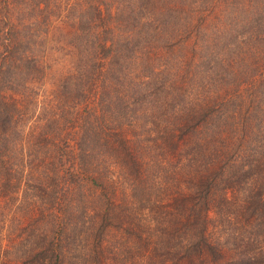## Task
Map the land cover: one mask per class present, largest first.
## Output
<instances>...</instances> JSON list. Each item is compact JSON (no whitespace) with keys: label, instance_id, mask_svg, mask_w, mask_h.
Here are the masks:
<instances>
[{"label":"trees","instance_id":"obj_1","mask_svg":"<svg viewBox=\"0 0 264 264\" xmlns=\"http://www.w3.org/2000/svg\"><path fill=\"white\" fill-rule=\"evenodd\" d=\"M51 1L0 0L5 259L264 264V0H85L40 101Z\"/></svg>","mask_w":264,"mask_h":264},{"label":"rangeland","instance_id":"obj_2","mask_svg":"<svg viewBox=\"0 0 264 264\" xmlns=\"http://www.w3.org/2000/svg\"><path fill=\"white\" fill-rule=\"evenodd\" d=\"M57 7L50 16V20L45 25V33H43L42 53H39V63L44 69V76L41 81V92L38 99L42 101L50 97L51 91H56L61 85L64 77L70 73L77 64L76 47L69 42V38L74 33L76 19L72 16L66 19L68 11L74 6L77 9L85 5V0H53L50 4ZM80 10V9H79ZM38 83V82H37ZM212 215V214H211ZM24 223L25 216L22 218ZM14 234H8L6 227H0V264H15L5 259L2 252L9 247ZM107 255V256H106ZM225 259L229 258V253L225 252ZM111 256L108 252L105 254V264H115L111 262Z\"/></svg>","mask_w":264,"mask_h":264}]
</instances>
